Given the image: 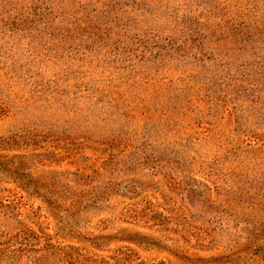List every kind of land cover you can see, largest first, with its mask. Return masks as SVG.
Returning a JSON list of instances; mask_svg holds the SVG:
<instances>
[{
	"label": "rangeland",
	"instance_id": "1",
	"mask_svg": "<svg viewBox=\"0 0 264 264\" xmlns=\"http://www.w3.org/2000/svg\"><path fill=\"white\" fill-rule=\"evenodd\" d=\"M0 264H264V0H0Z\"/></svg>",
	"mask_w": 264,
	"mask_h": 264
}]
</instances>
